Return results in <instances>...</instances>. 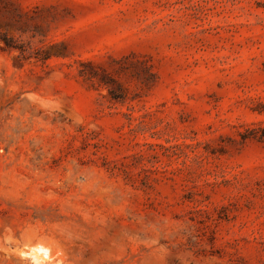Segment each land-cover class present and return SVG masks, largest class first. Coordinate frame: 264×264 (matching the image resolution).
Returning <instances> with one entry per match:
<instances>
[{"label":"rangeland","instance_id":"rangeland-1","mask_svg":"<svg viewBox=\"0 0 264 264\" xmlns=\"http://www.w3.org/2000/svg\"><path fill=\"white\" fill-rule=\"evenodd\" d=\"M0 264H264V0H0Z\"/></svg>","mask_w":264,"mask_h":264}]
</instances>
